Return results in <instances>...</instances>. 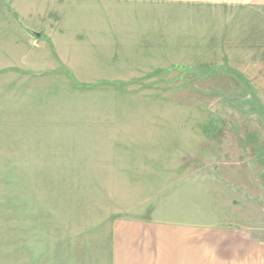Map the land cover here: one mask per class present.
<instances>
[{"label": "rangeland", "instance_id": "374dc122", "mask_svg": "<svg viewBox=\"0 0 264 264\" xmlns=\"http://www.w3.org/2000/svg\"><path fill=\"white\" fill-rule=\"evenodd\" d=\"M105 15L110 31L62 37L46 112L0 125V245L110 264L127 224L264 241V6L112 0Z\"/></svg>", "mask_w": 264, "mask_h": 264}, {"label": "crops", "instance_id": "0c3cea01", "mask_svg": "<svg viewBox=\"0 0 264 264\" xmlns=\"http://www.w3.org/2000/svg\"><path fill=\"white\" fill-rule=\"evenodd\" d=\"M214 1L217 6H264V0ZM111 3L0 0V125L15 120L14 125L21 126L32 119L33 111L46 112L49 73L58 68L62 37H68L67 47L73 48L83 30L110 31L111 19H106L105 10ZM139 227L136 232L132 224L115 229L110 264H264V241L253 238L248 230L186 224L182 237L170 232L163 237L146 232L143 237L138 229L144 226ZM5 243L0 245V264H64L61 252L57 255L58 250L48 249L54 245L46 241L33 245L28 239H8Z\"/></svg>", "mask_w": 264, "mask_h": 264}]
</instances>
